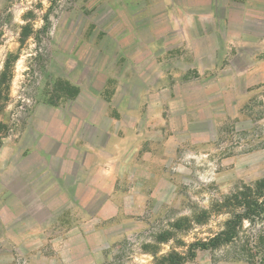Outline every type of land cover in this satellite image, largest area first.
Here are the masks:
<instances>
[{
    "label": "rangeland",
    "instance_id": "374dc122",
    "mask_svg": "<svg viewBox=\"0 0 264 264\" xmlns=\"http://www.w3.org/2000/svg\"><path fill=\"white\" fill-rule=\"evenodd\" d=\"M0 264H155L264 209V0H0ZM183 264H264V210Z\"/></svg>",
    "mask_w": 264,
    "mask_h": 264
},
{
    "label": "trees",
    "instance_id": "16d2710c",
    "mask_svg": "<svg viewBox=\"0 0 264 264\" xmlns=\"http://www.w3.org/2000/svg\"><path fill=\"white\" fill-rule=\"evenodd\" d=\"M12 57H8V59L5 61L3 69L0 73V102L4 100L5 93L8 90V83L11 80L10 76V61ZM1 110V107H0ZM264 189V180L260 181L256 185L257 192ZM255 194V191L252 192L248 190V193H241V201L240 204H242L243 207V213L242 214H234L225 224V228L215 235L213 238L209 239L207 242H202L199 244H191L190 250L185 256H180L175 253H171L165 257L157 259L155 264H183L184 262L193 260L195 257V251L197 249L201 250H207V249H217L224 245H229L232 243L238 236V228H240V225L243 220H249L251 215L257 216L260 215V212L263 210H260L259 204L256 202V200L253 198Z\"/></svg>",
    "mask_w": 264,
    "mask_h": 264
}]
</instances>
